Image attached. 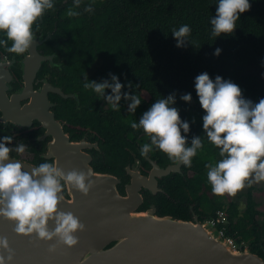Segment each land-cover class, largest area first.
Here are the masks:
<instances>
[{
	"label": "trees",
	"instance_id": "1",
	"mask_svg": "<svg viewBox=\"0 0 264 264\" xmlns=\"http://www.w3.org/2000/svg\"><path fill=\"white\" fill-rule=\"evenodd\" d=\"M89 3L92 0H82L81 7L75 9L81 14L68 17L66 13L73 7V0H54V10L47 11L38 21L41 29L36 34L57 25L60 41L42 50L58 52L66 81L78 85L90 69V81L111 82L110 74H114L124 85L122 93L137 95L141 104L134 114L129 113L130 101L122 97L119 111L106 104L102 112L91 107L78 114L66 101V110L58 111L60 120L91 125L95 138L101 139L105 148L106 171L112 173L116 163L126 161V138L132 133H144L142 129H132L130 122H138L157 99L175 93L173 106L179 109L181 119L190 124L189 133L182 131V135L186 136L188 146L193 137H201L204 148L192 159L194 174L186 180L176 176L165 181L166 194L153 201L163 214L186 220L189 205L202 221L216 217L219 211L225 212V235L264 259V218L258 219L262 213L257 209L252 188L246 194L244 210L228 194L218 196L212 192L205 165L220 159L219 149L205 136L202 118L206 113L195 89L196 77L207 72L213 81L220 76L237 84L243 97L254 104L264 98L263 81L252 72V68L264 70V0H249L251 8L240 14L235 31L219 37L211 35L210 23L216 15L218 0H94V11L84 12ZM185 24L190 26L189 39L195 43L177 47L172 29ZM3 38L6 37L0 33V39ZM217 48L221 49L218 56L214 55ZM1 51L6 52L3 46ZM129 83L133 85L131 89ZM187 93L192 95L191 103L180 99ZM85 94L97 96L91 89ZM105 94L111 95V89H106Z\"/></svg>",
	"mask_w": 264,
	"mask_h": 264
},
{
	"label": "clouds",
	"instance_id": "2",
	"mask_svg": "<svg viewBox=\"0 0 264 264\" xmlns=\"http://www.w3.org/2000/svg\"><path fill=\"white\" fill-rule=\"evenodd\" d=\"M93 3L94 0L87 4L84 12L94 11ZM81 4L82 0H73L67 16H79L81 13L75 9ZM54 7V0H0V33L6 37L0 39V46L16 55L28 53L41 29L38 21ZM250 8L249 0H218L216 15L210 21L211 35L219 37L233 33L240 14ZM172 35L177 40V47L195 43L189 39L191 28L187 24L179 29L173 28ZM220 53L221 49L217 48L214 55ZM110 77L111 82L107 79L96 82L85 76L83 88L94 91L115 111L121 109L123 97L130 101L128 111L134 114L141 99L129 92L122 93L124 85L119 78L114 74ZM128 87L131 89L133 85L129 83ZM106 89H111L112 94L106 95ZM195 89L206 113L202 118L205 136L219 149L220 159L205 165L212 192L218 196H235L245 187L264 181V98L254 104L243 97L237 84L220 76L213 81L207 72L196 77ZM180 99L191 103L192 95L182 94ZM175 103V93L157 99L138 122H130V127L142 129L150 140L141 146L142 156L147 157L158 149L173 164L191 167L192 159L204 144L197 136L188 146L182 131L189 133L190 124L181 119L179 109L173 106ZM0 140V217L14 223V232L18 235L45 242L56 240L69 248L77 246L79 238L76 234L85 231L86 225L72 212L60 210L59 206L65 199V190H76L85 196L90 193L95 186L91 170L65 171L53 161L41 163L29 172L24 170L20 161L11 158L13 151L23 154L25 144L9 147L13 142L12 136H4ZM50 222L54 227H50ZM56 246L50 245L49 252H54ZM14 258L15 251L8 238L0 236V264H12Z\"/></svg>",
	"mask_w": 264,
	"mask_h": 264
},
{
	"label": "water",
	"instance_id": "3",
	"mask_svg": "<svg viewBox=\"0 0 264 264\" xmlns=\"http://www.w3.org/2000/svg\"><path fill=\"white\" fill-rule=\"evenodd\" d=\"M47 29L36 34L33 46L23 54L21 63L24 68L20 71L25 85L22 92L11 98H7L6 92L13 76L0 54L3 120L24 123L37 116L48 134L53 131L59 142V150L52 149L49 155L56 157V162L65 171L91 170L95 186L87 196L76 190H67L70 198L64 195L65 199L59 206L60 210L72 212L86 225L85 231L76 234L78 245L71 248L58 244L56 240L45 242L18 235L14 232V223L0 217V236L7 237L15 251L12 264H264L260 255L245 249L237 241L238 250H233L230 243L214 232L200 216H194L193 221L159 216L153 204H149L145 212L137 211L144 202L141 187L145 185L153 195L157 194V180L169 175L171 168L162 169L154 165L149 176L142 181L133 176L126 187V196H122L117 190L120 180L113 175L96 173L91 166V157L86 159L76 153L75 159L71 158L78 145L70 142L50 111L52 104L48 92L59 90L44 88L33 91V83L42 64L47 61L52 64L59 57L56 51L43 53V47L50 48L52 43L60 41L57 25L52 30ZM30 97L31 102L20 106L21 100ZM21 163L24 170L31 172L33 166ZM50 227H54L51 222ZM52 244L57 245L56 250L49 252Z\"/></svg>",
	"mask_w": 264,
	"mask_h": 264
},
{
	"label": "flooded vegetation",
	"instance_id": "4",
	"mask_svg": "<svg viewBox=\"0 0 264 264\" xmlns=\"http://www.w3.org/2000/svg\"><path fill=\"white\" fill-rule=\"evenodd\" d=\"M47 52L48 51L43 50V53ZM0 54L3 61L9 65V67H6L13 76L12 82L8 85L9 90L6 92L7 98H11L12 95L22 92V88L25 85V81L22 77L23 75L20 71L24 68V65L21 63L24 57L23 55L10 56L7 55L8 52L2 51ZM90 70L83 76L91 77ZM61 71L62 64L59 60H55L52 64L50 61L43 63L33 83V91H41L44 88L59 90V92L52 90H49L48 92V98L52 104L50 111L54 114L56 120L62 125V129L64 133L69 136L70 142L77 143L78 145V148H74V151L71 153V158L74 160L76 153L81 154L86 159L87 157H91V166L96 173L113 175L120 180L117 190L122 196H126V187L132 182L133 176H135L137 181H142L143 178L149 176L154 165H157L162 169L168 167L171 168L169 175L157 180V194L153 195L151 190L145 185L141 187L140 193L143 196L144 202L137 211L139 213L145 212L148 209V205L153 204L156 207L159 216L174 217L173 215L160 212L157 204L153 200L166 194L163 188V185L165 186V181H169L176 176H180L185 180L187 179V176H192L194 174V165L192 164L191 167H186L183 164H173L168 156L158 149H154L147 157L142 156L140 151L141 146L144 143H150V140L145 133H140L138 135L132 133L130 137L126 138L127 144L129 145L127 148L128 156L126 161L124 163H116L112 173L106 171L107 167L104 164L107 160L104 150L105 148L101 145V139L95 138L96 136L91 129V125L89 123H77L76 121H72L68 124L67 121L60 120L58 117V111H65V103L63 102L69 101L74 112H77L78 114H84V112L91 107H95L99 112H102L107 102L98 95L95 97L94 94L86 95L85 92L89 91V89L86 90L83 88L84 81H82L81 78V82L77 85L74 81H66L63 77L64 75L61 74ZM80 75L78 74L76 76L81 77ZM71 87L73 88L71 89ZM29 102H31V97L21 100L20 106H24ZM3 118L4 113L0 109V138L4 136H12L13 142L8 145L9 147H15L20 143H23L26 146L23 154H17L13 151L11 153V158L18 159L19 161L33 167H37L41 163H51L56 161V157L49 154L52 149L53 151L56 149L59 150V142L56 141L57 138L53 134V131L51 134H48V130L44 127V124L36 119L37 116L34 120L24 123H15L9 120H3ZM0 142H2V140H0ZM95 165H97V169ZM145 184L148 186L147 183ZM64 195L69 197L67 190H65ZM188 213L189 218H187V220L180 218L177 219L193 221L194 216L201 217L192 205H189Z\"/></svg>",
	"mask_w": 264,
	"mask_h": 264
},
{
	"label": "rangeland",
	"instance_id": "5",
	"mask_svg": "<svg viewBox=\"0 0 264 264\" xmlns=\"http://www.w3.org/2000/svg\"><path fill=\"white\" fill-rule=\"evenodd\" d=\"M252 72L256 74L262 81L264 85V70L252 68ZM252 188L253 197L257 203V209L262 213L261 216H258V219L264 218V181L259 183H253L250 187H245L244 189L238 191L235 196H230V200L237 202L240 205V209L244 210L246 203V194L249 189ZM205 221H209V219H205ZM248 249L247 246L244 247Z\"/></svg>",
	"mask_w": 264,
	"mask_h": 264
},
{
	"label": "built area",
	"instance_id": "6",
	"mask_svg": "<svg viewBox=\"0 0 264 264\" xmlns=\"http://www.w3.org/2000/svg\"><path fill=\"white\" fill-rule=\"evenodd\" d=\"M208 224L212 226V230L220 235L221 238L228 241L233 250L237 251L238 248L235 244V240L233 238L227 237L226 230L228 225V218L225 212L219 211L216 214V217L210 218L207 221Z\"/></svg>",
	"mask_w": 264,
	"mask_h": 264
}]
</instances>
